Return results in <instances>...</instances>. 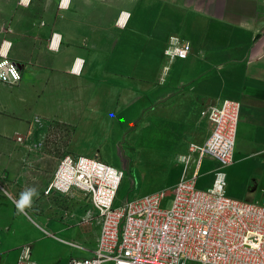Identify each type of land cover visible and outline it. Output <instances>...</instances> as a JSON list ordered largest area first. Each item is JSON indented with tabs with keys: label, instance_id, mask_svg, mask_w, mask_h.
Returning <instances> with one entry per match:
<instances>
[{
	"label": "crops",
	"instance_id": "crops-1",
	"mask_svg": "<svg viewBox=\"0 0 264 264\" xmlns=\"http://www.w3.org/2000/svg\"><path fill=\"white\" fill-rule=\"evenodd\" d=\"M173 34L190 42L193 51L186 59L168 62L166 58L171 72L166 75L167 83L157 86V66L164 62V44L175 37ZM78 44H84L83 48ZM0 49H8V57L22 73L18 86L0 83L8 94L6 103L10 96L20 104L10 109L11 113L20 112L21 118L11 114L13 117L0 120V226L16 222L24 226L13 217L22 194L29 190H35V194L24 209H38L40 203L59 209L54 201L59 191L50 189V185L60 154L44 147L48 137L42 134L55 118L59 121L66 116V111L68 121L75 120L72 110L77 82L83 79L78 74L80 57H84L86 81L99 70L103 79L102 66L121 63L126 55L137 64L141 58H148L151 90L164 87L173 95L192 91L189 81H209L208 73L183 74L179 69L194 63L219 65L226 61L221 50H234L227 56L238 59L234 64L241 75L236 88L241 108L234 162L246 156L264 165V0H0ZM94 65L101 67L94 72ZM78 66L79 71H73ZM212 77L217 88L206 93L207 104L217 105L221 100L220 78L214 72ZM195 90L199 93L206 89L198 84ZM37 116L43 121L39 134ZM216 165L210 159L204 161L201 174L208 175L209 183L201 185L202 189L211 185ZM230 195L256 201L254 189L231 191ZM51 220L55 217L45 223ZM30 223L40 221L33 219ZM12 233L16 236L13 240L39 238L37 231L24 227Z\"/></svg>",
	"mask_w": 264,
	"mask_h": 264
},
{
	"label": "rangeland",
	"instance_id": "rangeland-1",
	"mask_svg": "<svg viewBox=\"0 0 264 264\" xmlns=\"http://www.w3.org/2000/svg\"><path fill=\"white\" fill-rule=\"evenodd\" d=\"M173 36L180 37L177 34ZM169 40L164 44V51ZM179 42L183 40L179 38ZM78 46L83 48L84 44ZM233 51L222 49L221 57L226 61L219 65L201 66L194 63L179 69L178 72L183 74L208 73L209 81H189L193 86L192 91H177L173 95L164 87L156 92L151 90L148 58H141V63L137 64L126 55L121 63L110 62L102 66L103 79L99 70V74L96 72V75L86 77L87 81L84 78V57L78 58L81 62L78 74L83 79L77 82L76 106L75 111L72 110L75 120L68 121L67 111L61 120L55 118V124L50 123L46 131L41 132L48 137L44 147L59 150L60 160L67 154L85 155L123 170L124 177L118 190L120 201L144 193L169 191L182 176L183 158L189 145L203 143L209 134L210 124L201 111L210 106L206 93L217 88L213 72L220 78V102L236 100L241 75L234 64L238 59L227 57ZM163 57L164 62L157 66V86H164L167 83L166 75L171 72V65L166 63V56ZM100 67L94 65V72ZM88 79H92V83ZM198 84L206 90L196 93ZM6 95L7 91L0 88V120L12 115L21 119L20 112L11 113L10 109L11 105L16 107L20 104L16 103L14 97L11 100L10 96L6 103ZM155 95L157 99L153 98ZM36 121L40 125L37 128L39 134L43 121L38 116ZM227 180L228 195L231 191L244 193L247 189H254L256 200L264 195V165L251 157L237 158L229 168ZM208 183V175L201 174L198 187ZM58 196L54 201L59 209L51 208L46 203H40L35 211H21L16 207L13 219H20L24 226H18V222L0 226V264H66L72 257L92 254L99 224L88 197L77 189L59 192ZM53 217L55 220L45 223ZM33 219L40 223H30ZM21 227L34 229L39 238L13 240L16 236L12 231Z\"/></svg>",
	"mask_w": 264,
	"mask_h": 264
},
{
	"label": "built area",
	"instance_id": "built-area-1",
	"mask_svg": "<svg viewBox=\"0 0 264 264\" xmlns=\"http://www.w3.org/2000/svg\"><path fill=\"white\" fill-rule=\"evenodd\" d=\"M7 50L0 49V83L13 86L22 73ZM192 51L190 42L172 37L164 55L181 60ZM240 108L239 101L226 99L201 111L210 133L189 145L182 176L169 191L120 201L123 170L85 155L61 158L50 189L82 191L99 224L92 254L66 264H264V195L249 201L227 194ZM206 159L217 165L211 185L202 189L197 182Z\"/></svg>",
	"mask_w": 264,
	"mask_h": 264
},
{
	"label": "clouds",
	"instance_id": "clouds-1",
	"mask_svg": "<svg viewBox=\"0 0 264 264\" xmlns=\"http://www.w3.org/2000/svg\"><path fill=\"white\" fill-rule=\"evenodd\" d=\"M35 194V190H29L22 194L17 207L22 211L26 205H29L31 197Z\"/></svg>",
	"mask_w": 264,
	"mask_h": 264
},
{
	"label": "bare ground",
	"instance_id": "bare-ground-1",
	"mask_svg": "<svg viewBox=\"0 0 264 264\" xmlns=\"http://www.w3.org/2000/svg\"><path fill=\"white\" fill-rule=\"evenodd\" d=\"M53 45H54V44H53ZM74 71L78 72V71H79V66L76 67V68L74 69Z\"/></svg>",
	"mask_w": 264,
	"mask_h": 264
}]
</instances>
